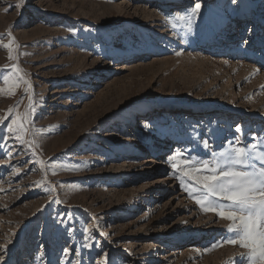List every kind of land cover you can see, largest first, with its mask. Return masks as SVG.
<instances>
[{
	"label": "rangeland",
	"instance_id": "1",
	"mask_svg": "<svg viewBox=\"0 0 264 264\" xmlns=\"http://www.w3.org/2000/svg\"><path fill=\"white\" fill-rule=\"evenodd\" d=\"M175 1L0 0V45L10 32L17 57L0 46V88L16 78L14 64L32 85L0 93V116L7 125L9 109L35 108L24 135L32 143L0 125L2 264H239L247 252L205 251L230 221L199 217L157 149L172 140L177 161L210 159L239 137L237 146L264 150V0H199L191 32L181 21L173 28L175 13L160 4L182 14L194 0ZM176 238L187 241L158 246Z\"/></svg>",
	"mask_w": 264,
	"mask_h": 264
},
{
	"label": "snow or ice",
	"instance_id": "2",
	"mask_svg": "<svg viewBox=\"0 0 264 264\" xmlns=\"http://www.w3.org/2000/svg\"><path fill=\"white\" fill-rule=\"evenodd\" d=\"M232 2L235 3L236 0ZM20 6V3L13 5L16 8ZM201 7L199 0H194L192 7L185 9L182 14H170L166 17V21L171 22L173 28L177 26L175 21L184 22L188 31L191 32L194 22L200 15ZM7 35L9 43L0 46L8 50L9 60H16L13 47L15 38L10 32ZM247 44V40L242 41V45ZM177 55L180 53L177 52ZM22 71L17 65H12V72L15 73L16 78L5 75L3 83L8 87L0 88V93L12 96L21 83L26 86L25 93H28L32 85L20 75ZM34 111L35 108L30 100L28 109L23 114L15 108L8 110L14 118L7 125H4V121L8 118L7 115L0 116V125H4L7 132L14 134L21 143H32L26 141L24 135L29 132L31 114ZM236 132H241L240 126L236 127ZM240 144L239 137L234 141H228V147L223 150L211 151L210 159L187 157L177 161L176 156L182 155L179 152L169 159L172 161V168L179 172L177 178L184 190L188 192L190 198L195 199L202 211L214 212L219 218L230 221L226 228V235L205 251H212L224 244H239L240 247L247 249L246 253L241 254L239 264H264V150L260 149L257 144L237 146ZM203 147L211 150V145L207 140L203 141ZM181 164L187 166L183 171L179 169ZM176 174V172L173 173V175ZM185 177L195 181V184H189ZM49 190L54 191V189ZM194 193H199V195H194ZM54 202L61 203L59 200ZM71 219L69 216L68 220ZM58 222L64 223L59 218ZM9 243H11L10 240ZM84 246L91 247L88 244ZM2 247L6 252L7 244ZM69 252L70 250L65 248L62 254L67 256ZM76 254L79 255L78 252ZM40 258L42 257H38ZM3 260L4 257L0 255V264ZM104 264H109L107 257H105Z\"/></svg>",
	"mask_w": 264,
	"mask_h": 264
},
{
	"label": "bare ground",
	"instance_id": "3",
	"mask_svg": "<svg viewBox=\"0 0 264 264\" xmlns=\"http://www.w3.org/2000/svg\"><path fill=\"white\" fill-rule=\"evenodd\" d=\"M182 0H177V1H175L173 4H175V5H180V4H183L184 3V1L183 2H181ZM190 0H188V2H189ZM142 2L143 3H146V2H149V0H142ZM172 3H170V5H171ZM188 6H190V5H188ZM188 6H186V7H188ZM119 7V6H118ZM160 7H161V9H166L167 10V8H170L169 9V11L171 12V13H177V12H179V11H181L183 8H180V9H176V8H173V7H169V6H167L166 8H163V5L162 4H160ZM117 8V7H116ZM220 10V9H219ZM144 13H145V11H144ZM143 13V14H144ZM147 14V13H146ZM146 14H144L145 16H146ZM263 41H264V38H263ZM263 65H264V61H263ZM262 69H264V66H262ZM171 110H175V108H172ZM216 109H214V108H212V107H207V108H204V110L202 111V113H204V112H208V113H212L213 111H215ZM182 116V115H181ZM165 120H168L167 118H164ZM168 122H170V121H168ZM140 123V122H139ZM141 123L142 124H146L147 123V120H142L141 121ZM135 129H136V127H135ZM172 140L171 141H169V142H166L164 145H162V146H160L158 149H157V151H165V153H163L162 154V152H159L158 153V155L159 156H163V159H165V162H169L170 160H169V158H170V156H169V152H170V150H171V148H172ZM169 147V148H168ZM166 148H168V150H166ZM124 157V155L122 156V158ZM171 162V161H170ZM169 162V163H170ZM159 165H164L163 163H161V164H159ZM118 172V171H117ZM162 179H164V180H162V183H166V182H168V184H164V188H165V190H169V185H171V183H173V181L176 179V175H173V172H171L170 174H168L167 176H165L164 178H162ZM177 181V183L178 184H180L181 185V183L179 182V179H176ZM181 188H182V192H184V188H183V186L181 185ZM180 189H177V192L179 191ZM173 192H174V190H173ZM172 194V193H171ZM171 194L169 195V196H171ZM196 194V193H195ZM165 197H167V195H165L164 194V192H161V193H158V194H156V200L157 201H160V200H162V199H164ZM190 200H193L192 198H190ZM196 205H198L197 203H196ZM139 206H141V209L136 213V216L134 217V218H137L138 217V215H140V213H141V210L144 208V206L143 205H141V203H139ZM199 206V205H198ZM198 216L200 217H204L203 219H208V221L207 222H209L208 223V225H213V223H215V222H213V214L215 215V213H210V212H207V213H205V212H203L202 211V209L200 208V206L198 207ZM216 216V215H215ZM220 219V218H219ZM119 220V219H118ZM200 220H201V218H200ZM222 221V220H221ZM220 220L218 221V222H221ZM224 222H226V221H224ZM221 224V223H220ZM222 224H223V222H222ZM217 225V224H216ZM223 225H225V223L223 224ZM218 226H221V225H218ZM222 227V226H221ZM218 235V234H217ZM219 236V235H218ZM214 238V237H213ZM202 239V238H201ZM201 239H198V238H191V241H194V246H197L196 245V243L197 242H201ZM208 239L206 238V241H207ZM215 240V239H214ZM185 241H187V240H185V239H183V238H176V239H173V240H169L168 242H164V241H161V242H158L159 244H158V246L160 247V249L162 248V247H164V246H166V245H168V246H172L173 247V245H178L179 243H182V242H185ZM210 242H212V240H210V241H208V243H210ZM208 243L206 244V245H208ZM193 245V244H192ZM193 246V248H192V250L193 251H197V249L195 248ZM199 252H200V250H199ZM219 254V253H218ZM150 257H152V255L150 256ZM156 258V256H154L153 257V260ZM157 260H158V258H157ZM157 260H156V262H157ZM156 262H155V264H156ZM148 263V262H147Z\"/></svg>",
	"mask_w": 264,
	"mask_h": 264
}]
</instances>
